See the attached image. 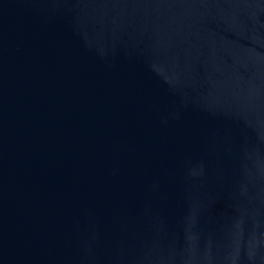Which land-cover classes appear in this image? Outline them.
I'll return each mask as SVG.
<instances>
[{"label":"water","instance_id":"1","mask_svg":"<svg viewBox=\"0 0 264 264\" xmlns=\"http://www.w3.org/2000/svg\"><path fill=\"white\" fill-rule=\"evenodd\" d=\"M0 264H264V0H0Z\"/></svg>","mask_w":264,"mask_h":264}]
</instances>
